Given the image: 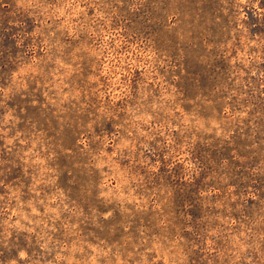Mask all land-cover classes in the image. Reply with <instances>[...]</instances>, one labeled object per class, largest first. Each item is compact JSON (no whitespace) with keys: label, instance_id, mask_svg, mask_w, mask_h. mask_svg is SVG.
Returning a JSON list of instances; mask_svg holds the SVG:
<instances>
[{"label":"rangeland","instance_id":"1","mask_svg":"<svg viewBox=\"0 0 264 264\" xmlns=\"http://www.w3.org/2000/svg\"><path fill=\"white\" fill-rule=\"evenodd\" d=\"M0 264H264V0H0Z\"/></svg>","mask_w":264,"mask_h":264}]
</instances>
